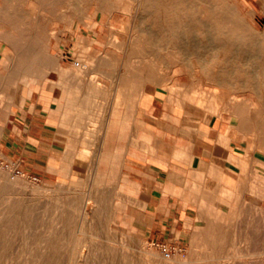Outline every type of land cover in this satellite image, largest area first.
<instances>
[{
  "label": "rangeland",
  "instance_id": "rangeland-1",
  "mask_svg": "<svg viewBox=\"0 0 264 264\" xmlns=\"http://www.w3.org/2000/svg\"><path fill=\"white\" fill-rule=\"evenodd\" d=\"M138 1L0 0V11L11 12L8 15L10 22H0V28L16 37L18 34L25 35L23 40L15 38V41L27 43L29 50L40 41L46 42L48 56L58 62L61 68L60 74L53 72L46 75L52 77L50 82L55 85L63 81L61 78L63 74L78 71L76 73L78 89L74 92L76 96L87 97V94H91L92 89L88 88L95 78H102L106 84L104 88H107L105 78L107 72L111 73V77L119 71L129 74L138 72L139 75H143L144 89L156 86L160 88L161 80L165 79L169 88L166 90L168 113L174 107L178 116L182 118L197 119L201 113H206L209 119L214 116L221 117L224 126H228L231 132L237 128V131L245 133V140L247 137L250 138L249 146H253L254 142L264 145V122L259 121L263 110L255 107L252 94L247 89L237 86L238 82L247 79V74L242 71L240 73L239 69L247 70L248 66L243 63L228 62L227 57L221 58L215 52L205 54L202 48L204 43L208 45L209 41L200 39L201 31L198 25L199 13L208 8L212 11H223V13L231 11L237 18L243 19L249 28L259 32L264 31V0H178L174 8L170 5L167 10H170L169 12L178 10L179 13L175 18L184 20L189 32H184V36L179 37L183 42H179L180 46L178 45L176 53L169 44L170 32L165 29L159 30L158 21L141 22L131 17L132 11L139 7ZM97 7H105L106 12ZM141 7L145 11L152 10L147 5L140 6V9ZM193 18L195 21L190 20ZM142 29L153 34L152 41L141 36ZM194 43L196 46L193 45ZM255 46L258 50L264 51V41L256 40ZM194 51L198 54L196 55ZM195 56L202 58L196 60ZM19 57L20 55L13 47H9L6 41L0 39V76L6 77L9 74V71L1 64L4 59L8 62L9 58ZM83 64L87 67L81 69ZM16 73L13 72V76ZM88 76L91 78L89 79ZM44 80L45 78L35 74L26 73L20 76L17 74L5 87L6 83H1L0 78L2 96L5 98L11 96L16 104L18 102L16 97L18 95L20 97V102L11 113L8 112V108L6 110L2 106V103L0 106V187L7 189V193L0 192L1 207L4 208L7 202L13 199L24 200L29 206L32 204L30 207L35 209L34 218L38 220L33 228L43 236L47 233L45 228L50 225V220L54 217V214L50 213L53 204L61 203V201L62 203L77 201L82 204L88 192H104L103 203L108 209L107 216L103 218L102 224L99 223L104 228L99 226L103 231L99 228L91 230L93 235L89 237V243L94 247L87 249L92 250L90 256L101 252V246L106 244L103 236L109 234L115 240L114 244L110 242L112 247L116 246V250L126 255L130 253V249L121 246L120 242L133 239L137 243H143L141 251L133 252L136 259H143L142 264H152L145 257V251L148 250H154L163 263H171L170 259L174 256L186 257L192 251L198 255H204L206 251L210 252L208 244L211 237L217 238L224 234L225 248L222 247V250L217 249V251L224 255L226 252L230 255L236 252L245 255L231 257L230 261L222 259L215 264H244V262L245 264L247 262L248 264H264V206L261 205V199L257 197L258 193L247 189L248 184H240L239 188L235 186L219 189L214 183L211 185L213 189L210 188L207 192L195 191L196 195L201 196L199 199L202 205L197 210L188 207L186 221L178 223L172 235L163 234L159 238H147L143 228H139V218L142 217L144 207L139 206V201L132 197L134 192L129 189V183L116 182L123 169L122 159L106 160L110 164L115 163L108 166L109 174L104 175L100 171H95V164L99 162V159H95L93 152L88 150L89 144L83 141L85 140L83 136H88L86 135L88 128L84 125L87 118L81 119L84 116L87 117L89 109L93 111L92 103L90 106L84 104V107L78 103L73 108L61 112L60 119L61 123L63 120L64 125L59 128L64 130V134L56 133L55 124L50 127L41 125L38 116L30 119L29 110L33 105L29 98L33 89L38 88ZM97 81L101 83L100 80ZM114 81L110 78L108 82L114 84ZM78 90L79 92H76ZM35 97L34 94L32 100ZM88 97L91 101L92 96L88 95ZM102 98V95L95 96V111L99 115L104 109ZM241 99H244L246 104L239 103ZM38 110L39 107H37ZM6 113L7 118L4 121ZM239 113H243L249 125L256 126V131L249 130L246 123L240 130ZM171 119L175 118L171 117ZM58 133L60 136L57 135ZM228 139V134L220 135L217 144L224 149ZM227 156L241 169L246 167L248 155L241 159H236L230 154ZM103 160L101 159V162ZM93 178L95 181L92 180ZM6 198H9L8 201ZM80 210L83 211L80 207L76 217L71 219L67 215L63 216L62 222L67 226L64 234L70 238L82 236L77 231L82 216ZM245 234L248 235L247 241ZM193 239L195 242L192 243ZM17 240L12 242L10 251L18 249L21 239ZM164 244L173 247L168 257L162 251ZM78 248L77 246L74 251L79 250ZM70 249L71 247L62 249L57 264H67L69 252L72 250Z\"/></svg>",
  "mask_w": 264,
  "mask_h": 264
},
{
  "label": "crops",
  "instance_id": "crops-1",
  "mask_svg": "<svg viewBox=\"0 0 264 264\" xmlns=\"http://www.w3.org/2000/svg\"><path fill=\"white\" fill-rule=\"evenodd\" d=\"M50 78L46 76L33 89L29 98L33 105L30 119L38 116L41 125L55 124L56 133L64 134L59 128L64 125L61 112L78 103L83 107L92 103L93 111L89 109L87 117L81 118H87L84 125L88 128V136L82 135L83 141L89 144L88 150L95 159L102 154L104 160L101 164L96 162V171L109 174L108 166L115 163L106 160L122 159L123 169L116 182L129 183L134 192L132 197L144 207L139 228H143L147 238L172 235L176 225L186 221L187 208L197 210L202 205L201 196L195 191L207 192L214 183L219 189L248 184L247 189L257 192L264 206V145L254 142L249 146L250 138L245 140V133L237 128L231 132L221 117L209 119L206 113H201L197 119L182 118L174 107L168 113L166 89L162 86L144 89L143 75L138 72L119 71L112 77L107 72V88L102 78H95L88 88L93 86L91 94H87L92 96L91 101L88 96L74 95L78 77L73 72L63 74V81L55 85ZM110 78L116 82L109 84ZM97 80L101 85L95 87ZM95 95L103 96L101 115L95 111ZM224 134L229 139L223 149L217 141ZM229 154L236 159L248 155L246 167L241 169L232 163Z\"/></svg>",
  "mask_w": 264,
  "mask_h": 264
},
{
  "label": "bare ground",
  "instance_id": "bare-ground-1",
  "mask_svg": "<svg viewBox=\"0 0 264 264\" xmlns=\"http://www.w3.org/2000/svg\"><path fill=\"white\" fill-rule=\"evenodd\" d=\"M177 3H178V0H139L138 1L139 7L135 8L134 12L132 11V15H131L132 18H136V20L141 21V22H144V21L148 22L149 21L150 23H153V22L158 21L157 26H158L159 30L165 29L166 31L170 32L169 34H170L171 38H170L169 44L173 47V50L175 51V53L177 52L176 49H178L179 42L182 41V39H180L179 37L181 35L184 36V34H185L184 32H189V29L186 27L185 21L182 19L177 20L175 18L178 15L179 11L175 10V11L169 12L170 10L169 11L167 10L168 8H170V5L173 6V8H174V6H176ZM208 3H210V1ZM143 5H147V7L152 8V10L148 9L145 11L142 9V7L140 9V6H143ZM99 8H101L104 12H106L105 7H97V9H99ZM77 11H79V9ZM10 13L11 12L9 10L0 11V22H3V23L10 22L8 19L9 18L8 15ZM14 13H15V11H14ZM263 13H264V10H263ZM199 15H200V19H198V25H199V29L201 31L200 39L209 41L208 45H206V43H204V48H202V49H204V53L206 54L208 52L209 53L215 52L221 58L227 57L228 62L232 61L235 64L243 63L245 66H248L247 70H243V69L240 70L239 69L240 73L242 71V73L247 74V79L244 80L243 82H238L237 86L244 88V89H247L248 92H250L252 94L251 97L253 98V104L255 105V107L260 108V110H263V112L260 113L261 116L259 117V121L264 122V51L258 50L255 46L256 40L264 41V31L259 32V31H256L255 29L253 30L252 28H249L248 26L245 25L243 19L237 18L236 15L231 11H226L225 13H223V11H212V10L206 8V9H204V12H200ZM80 16H82V15H80ZM194 19L195 18L190 19V20L195 21ZM81 20H82V18H81ZM19 33H21V32L19 31ZM141 36L145 37L148 41H152L153 34H151L150 31L148 32V31L142 29V35ZM15 38H17V40L18 39L23 40L25 38V35L18 34V36L16 37V36L10 34V32L8 33L6 30L0 28V39L6 41L8 46L13 47L15 49V51L20 55L19 58H15V59L9 58L8 62L4 59L3 63L1 62V64L4 66V68H6L7 71H9V74L6 77L0 76V78L2 80L1 83H3V82L6 83L5 87L8 84H10L11 80L13 78H15V76H17V74L20 76L21 74L30 73V74H35V75L39 76L40 78H45L47 76L46 75L47 73L48 74L49 73L52 74L53 72H57V73L60 72L61 73V68L57 64L58 62H56L55 60H53L52 58H50L48 56L49 53H48V48H47L48 46H47L46 42L40 41L39 43L34 45L35 47H33L31 50H29L27 48V46H28L27 43L21 42V41H15ZM194 41H196V40H194ZM187 44H189V43H187ZM191 45L192 44L190 43V46ZM193 45L196 46L195 43ZM198 45L199 44H197V46ZM191 49H193V47ZM173 50H171V51H173ZM187 52H188V50H187ZM175 53H174V55H175ZM183 53L184 52H182V54ZM191 53H193V51ZM194 53H195V51H194ZM189 55H190V53H189ZM194 58L196 60H200L202 57L201 56H195ZM181 62H182V59H181ZM83 65H82V67H80L81 69H84L87 67L86 64L84 66ZM183 65H185V64H183ZM227 66H228V63H227ZM81 69H79V70L82 72ZM13 72H17L15 76H13ZM77 72L78 71H76V73ZM76 73L74 72V74H76ZM115 82L116 81H114V83ZM100 85H101V83L96 81L95 87L100 86ZM160 85L164 89L169 90V88L167 86V82L165 81V79L161 80ZM75 88L78 89V86ZM92 89H93V86H92ZM76 92H79V90ZM1 93L2 92L0 91V95H1ZM20 93L23 94L24 92H20ZM16 99L18 100L17 104L14 102V99L11 96H8L5 98L4 96L1 95L0 96V106L2 103L3 104L2 106H4V108H6V110L8 108L9 109L8 112L11 113L14 110V108L18 105V103L20 102L19 95H18V97H16ZM238 102L244 105L245 100L241 99V101H238ZM237 113H238V111H237ZM239 114H240L239 117H240V121H241L239 124L240 130H242V128H244V123H246L249 127V130L256 131L255 130L256 126L254 125L252 127L251 125H249L245 121L243 113L242 114L239 113ZM6 116H7V113L4 116V121L7 118ZM257 128H258V126H257ZM57 135L60 136L59 133ZM134 138H135V136H134ZM139 141L141 142L140 139H139ZM145 141H142V142H145ZM149 147H146L145 149H147ZM150 148H152V147H150ZM178 155H180V154H178ZM98 159H99V164H101L102 163L101 162L102 154L99 155ZM62 168H63V166H62ZM95 169H97V168H95ZM94 179L95 178H93L92 180H94ZM88 181H89V179H88ZM90 188H91V186H90ZM1 191L4 193H7V189H5V187H0V192ZM104 194H105L104 192L98 193L97 191L93 192V193L88 192V194H87V196L84 199L82 204H79V202H77V201H72L69 203H62V201H61V203H57V202L55 203L54 202L55 204L52 205V210L50 212L51 214H54V217H52V219L50 220V225L45 228L46 229L45 231H47V233L43 236H41V234H39L38 231H36V229L33 228V226H35L34 224L38 220H36L37 218H34L35 217L34 216V210L35 209L31 208L32 204H30V206H31L30 207L24 200H14L13 199V201L12 200L8 201L9 198H6L8 201L6 206L4 208L0 206L2 208L0 211V264H57L59 262V256L61 255L62 249L65 247H71V249H72V250L70 249L71 251L69 252V256L67 258V264H142L143 259L142 258L140 260L136 259L133 256V252L140 250V248L142 249L141 245L143 243L142 244L137 243V242L133 241L132 238H131L132 240L127 239L129 241L124 240L123 242H120L121 246H124V247L130 249V251H129L130 253H128V255H126L124 252H120V251L116 250L115 249L116 246L114 248L112 247V245H111L112 243H110V242H113V244H114L115 240H113V238L109 234L103 236L106 240V244L104 243V245L101 246L102 247L101 252L98 253V255L90 256V253L92 250L91 249L87 250V249H88V247L89 248L94 247V245L89 243V241H90L89 237H91L93 235L91 230L93 228H96V229L99 228L100 231H103L101 229L103 227H101L100 225L102 224L103 218L104 217L106 218V216H107V210L108 209L105 208L106 205H105V203H103V199L105 198ZM84 195H85V193H84ZM26 197H28V196H26ZM260 197H258V198H260ZM10 199H11V197H10ZM4 201H2V202H4ZM29 201H30V199H29ZM35 206H36V204H35ZM80 207H81V209H83V211L81 212V210H80L82 216H81V219L79 221V226L77 228V231L79 233H81L82 236L70 238L69 236L64 234V231H66L67 226H65V224H63V222H62L63 216L67 215V217L69 219L73 218L74 216L76 217V213H78ZM79 215L80 214H78V216ZM220 219H222V218H220ZM68 222H70V220ZM100 222H101V224L99 225ZM39 223H40V221H39ZM75 228L76 227H74V229ZM27 231H29V233H27ZM31 231H33V232H31ZM41 231H42V229H41ZM69 231H70V229H69ZM71 235H73V234H71ZM96 236H98V235H96ZM224 236H225L224 234L217 237V238L212 236L211 239L209 240V244H208L209 245L208 248H210V250H209L210 252L206 251V253L204 255H200V254L198 255L196 253H193V251H192L190 253V255H188L186 257L174 256L172 259H170L171 263H169V262L163 263L161 260V257L159 258L158 257L159 255L154 250H148V251H145V254H146L145 257L148 260V262L150 261L152 264H201V263L202 264H215L217 261L222 260V259H225V260L228 259V261H230L229 259L231 257H233V258L234 257H242L243 255H245L241 252L234 253L235 251L234 252L231 251L232 253H234L233 255H230L227 252L224 255L223 253L217 251V249H221L222 247H224V244H225ZM18 238L21 239L20 244H18L19 247H17L18 249L16 251H13V249H12L13 252L10 251V247L13 244L12 242L17 240ZM247 238H248V235L245 234V240L246 241H247ZM200 239H201V237H200ZM193 242H195V239L192 240V243ZM77 246L79 247L78 248L79 250H77L75 252L74 249L77 248ZM204 247H205V243H204ZM249 247H250V245H249ZM14 248H15V246H14ZM248 255H250V253ZM143 257H144V255H143ZM249 257H247V258H249ZM256 257H258V256H256ZM245 258H246V256H245ZM249 259H251V258H249ZM260 261H261V259H260ZM244 264H245V262H244ZM247 264H248V262H247Z\"/></svg>",
  "mask_w": 264,
  "mask_h": 264
},
{
  "label": "built area",
  "instance_id": "built-area-1",
  "mask_svg": "<svg viewBox=\"0 0 264 264\" xmlns=\"http://www.w3.org/2000/svg\"><path fill=\"white\" fill-rule=\"evenodd\" d=\"M162 251H163L164 255L168 257L172 253L173 247H171L168 244H164V245H162Z\"/></svg>",
  "mask_w": 264,
  "mask_h": 264
}]
</instances>
